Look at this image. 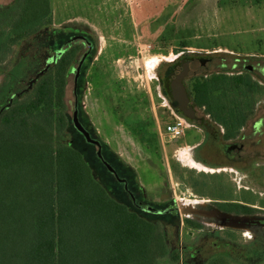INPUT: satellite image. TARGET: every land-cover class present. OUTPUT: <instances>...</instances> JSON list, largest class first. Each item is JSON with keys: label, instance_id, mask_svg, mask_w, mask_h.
Returning a JSON list of instances; mask_svg holds the SVG:
<instances>
[{"label": "rangeland", "instance_id": "1", "mask_svg": "<svg viewBox=\"0 0 264 264\" xmlns=\"http://www.w3.org/2000/svg\"><path fill=\"white\" fill-rule=\"evenodd\" d=\"M13 2L0 0V32L5 33L0 123L6 111H16L32 99L39 80L55 73L60 58L73 51L60 108L67 127L53 135V145L80 148L92 160L93 178L111 197L117 199L121 187L115 184L114 190L109 184L111 174L96 157L98 150L117 178L131 179L140 205L173 209L149 214L129 206L163 238L164 252L154 254L152 264H264V140L256 142L250 155L245 146L235 160L227 148L232 142L224 145L218 128L210 124L217 132L211 131V139L197 150L221 170L207 176L179 156L188 152L200 162L197 150L191 149L201 138L198 130L188 129L172 141L159 135L175 120L172 111L204 127L184 83L202 77L201 64L208 61L211 73H242L254 85L240 91L219 79L212 81L215 111H233L227 120H236L228 130L238 128L251 111L255 114L247 122L249 129L260 119L264 123V0H49V23L9 43L13 16L4 11ZM19 64L23 74L18 80L10 74ZM74 113L100 148L77 130ZM245 207L256 209L245 215L254 222L225 224L219 218Z\"/></svg>", "mask_w": 264, "mask_h": 264}, {"label": "trees", "instance_id": "2", "mask_svg": "<svg viewBox=\"0 0 264 264\" xmlns=\"http://www.w3.org/2000/svg\"><path fill=\"white\" fill-rule=\"evenodd\" d=\"M4 12L13 16L6 37L9 43L32 34L51 18L49 0H14ZM4 34L0 32V49L5 46ZM73 56V51L63 55L56 72L39 80L33 98L1 118L0 264H152L154 254H162L165 244L151 221L130 210L133 204L127 194L136 197L131 179L123 175L118 181L107 170L111 187H121L115 199L93 178L92 160L80 148L53 145V135L67 127L60 108L64 73ZM22 65L15 67L12 78L22 77ZM219 80L240 91L254 87L241 75ZM214 83L196 77L187 84L198 109L216 108L208 98ZM214 115L225 126L226 136H231L228 124L236 120L227 119L234 117L233 111H215ZM254 212L245 207L230 213Z\"/></svg>", "mask_w": 264, "mask_h": 264}, {"label": "flooded vegetation", "instance_id": "3", "mask_svg": "<svg viewBox=\"0 0 264 264\" xmlns=\"http://www.w3.org/2000/svg\"><path fill=\"white\" fill-rule=\"evenodd\" d=\"M203 63V62H202ZM204 66V73L201 74V76L203 77V79L206 81V83L208 84H211L213 80L215 79H220L221 76L220 75H228V76H231V77H234L236 79V72L235 73H221V72H214V73H211L210 69H208L209 65H211V63L208 61L207 63L205 64H201ZM250 69V68H249ZM242 73H239V75H241ZM191 78V77H190ZM190 80V79H188ZM188 80L185 81L184 83V87L185 89L187 90V83H188ZM211 82V83H210ZM208 98H209V103L211 104H214V102L216 101L214 98L216 97H212L211 95V92L208 90ZM199 113L202 115V121H203V129L205 131V135L208 137V139H211V137L208 135L211 131L213 132H217V130L214 129L213 126H211L210 124L212 125H215L217 128H218V132L220 133V135H218V137L220 138L219 140H221V142L224 144V145H228V143H231L229 145V147L227 146V148L229 149V151L232 153V155L234 156L235 160L236 158H239V154L242 153V150L243 148L246 146L247 148H250V150L248 152L249 155L252 154L254 151H255V148H257V146L259 145L258 143H256L258 140L259 141H262L264 140V123L262 124L260 121H257L256 123H254L251 127L250 125V128L247 127V122L248 120H250L254 114H255V111H251L250 114L248 113V118H246V120H244V122H242L240 124V126L238 128H235L233 131H232V134L231 136L227 137L226 136V128L225 126L220 123L219 121H217L215 119V109H213V111H210L209 108L206 106L204 107L203 109H199ZM191 119H195L194 117L191 118ZM197 119V117H196ZM195 119V120H196ZM236 125V124H235ZM259 126V128H261L259 130V128H257V126ZM263 128V129H262ZM206 141V140H205ZM204 141V143H205ZM264 142V141H263ZM203 143V144H204ZM202 144V145H203ZM220 144V143H219ZM252 148H254V151L252 152ZM255 155V153H254ZM180 156V160L183 161L187 166H189L190 168H193L197 171H204V172H217V171H220L221 169H212V168H208L205 164L201 163V162H198V161H195L189 154L188 152H181L179 154ZM183 157H185V160L183 159ZM99 161L103 164V159L101 160L100 158H98ZM105 162V161H104ZM104 165V164H103ZM105 166V165H104ZM223 171H225L226 169H222ZM229 172H233L234 170L233 169H229L228 170ZM110 172V171H109ZM111 173V172H110ZM114 176L115 174L112 173ZM116 177V176H115ZM128 197L131 199L132 201V204L133 206H136L137 208L139 209H142L143 211H145V208L147 207H143L141 204V201H136L135 200V196L131 193H128L127 194ZM162 200L165 202L166 201V196L165 197H162ZM182 201L184 202H188V203H191L190 201H186V200H180L179 201V204L182 203ZM181 202V203H180ZM197 203H200L202 204L203 202L202 201H196ZM180 207V206H179ZM191 207V206H190ZM188 207L186 208H183L182 209H187ZM173 210V209H172ZM171 209H169V211H172ZM146 212V211H145ZM223 212V211H222ZM148 213V212H147ZM225 214L223 216H220V217H229V216H236L235 214H232L229 213L227 214L226 212H224ZM238 216V215H237ZM241 216V215H239ZM242 217H247L248 216H243ZM249 219V218H248ZM224 222H227V221H224Z\"/></svg>", "mask_w": 264, "mask_h": 264}, {"label": "built area", "instance_id": "4", "mask_svg": "<svg viewBox=\"0 0 264 264\" xmlns=\"http://www.w3.org/2000/svg\"><path fill=\"white\" fill-rule=\"evenodd\" d=\"M172 115L174 116L175 120L167 124L164 127L162 133H160L161 137H163V139L166 141L178 140L183 137L187 129L195 127L194 123L173 114V112Z\"/></svg>", "mask_w": 264, "mask_h": 264}, {"label": "water", "instance_id": "5", "mask_svg": "<svg viewBox=\"0 0 264 264\" xmlns=\"http://www.w3.org/2000/svg\"><path fill=\"white\" fill-rule=\"evenodd\" d=\"M184 103L182 104V107L185 110ZM183 112H184V114L187 113V111H183ZM188 117L191 118V116H188ZM73 123H74L75 127L77 128V130L84 136V138L86 139L87 142L92 143V144L96 145L98 148H100L99 143L97 141H95V140H92L90 138L89 134L87 133V131H85L83 129V127L80 125V123L77 120L76 113H74V116H73ZM97 156H98V158H100L102 160V157H101V154H100L99 150L97 151ZM103 164L108 169V171H110L111 173H114V170L106 162L103 161ZM117 179H118V181H121L119 178H117ZM145 211L148 212V213H152V214H165V213L169 212V211L153 209V208L148 207V206L145 208ZM236 217H242V215L241 216H239V215L237 216L236 215ZM219 218L221 220H223L221 217H219ZM233 222H230V223H233ZM244 223H247V222H245V221H236V224H244Z\"/></svg>", "mask_w": 264, "mask_h": 264}, {"label": "crops", "instance_id": "6", "mask_svg": "<svg viewBox=\"0 0 264 264\" xmlns=\"http://www.w3.org/2000/svg\"><path fill=\"white\" fill-rule=\"evenodd\" d=\"M173 112V111H172ZM172 112H171V114H172ZM166 126V125H165ZM164 126V127H165ZM164 127H163V129H164ZM163 129H162V131H163ZM189 129H191V128H189ZM193 129H196V130H198V132L199 133H201V138L199 139V141H196V142H194L193 144H191V149L192 150H194V149H199V148H201V146H202V144L204 143V141L205 140H207L208 139V137L205 135V131H204V129L202 128V127H199V126H196L195 125V127L193 128ZM188 130V129H187ZM187 130L185 131V133L184 134H186V132H187ZM160 130H159V135H160ZM197 132V131H196ZM183 136H185V135H183ZM197 153H198V156H199V161L201 162V163H203V164H205L208 168H212V169H219V168H216V166L215 165H217V164H211V163H209V162H207V161H205L204 159H203V153H201V152H199V150H197L196 151ZM204 172V171H203ZM218 172V173H217ZM217 172H215V171H213V172H205V173H202V174H204V175H207V176H210V175H216V174H219V171H217Z\"/></svg>", "mask_w": 264, "mask_h": 264}, {"label": "bare ground", "instance_id": "7", "mask_svg": "<svg viewBox=\"0 0 264 264\" xmlns=\"http://www.w3.org/2000/svg\"><path fill=\"white\" fill-rule=\"evenodd\" d=\"M183 159L185 160V157H183ZM223 219V221H227V222H233L232 224L236 225V221H245V222H254L255 220H251L248 219L247 217H236V216H229V217H221ZM226 224V222H225ZM232 225V226H234Z\"/></svg>", "mask_w": 264, "mask_h": 264}]
</instances>
